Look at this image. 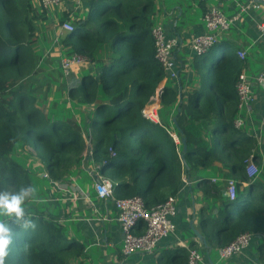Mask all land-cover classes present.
I'll use <instances>...</instances> for the list:
<instances>
[{
    "label": "trees",
    "instance_id": "16d2710c",
    "mask_svg": "<svg viewBox=\"0 0 264 264\" xmlns=\"http://www.w3.org/2000/svg\"><path fill=\"white\" fill-rule=\"evenodd\" d=\"M88 4L85 17L68 10L59 16L60 24L73 21L74 29L58 39L67 48L62 49L64 56L81 53L92 65L79 76L68 75V94L80 104V111L83 105L90 106L82 117L92 130L100 171L118 183L116 196H140L150 208L175 196L184 177L192 179L217 163L222 175L237 177V196L234 200L220 196L223 207L215 220L202 214V234L208 235L210 244L202 245V254L213 244L224 247L242 232L263 233L264 179L260 173L250 176L248 165L253 161L262 168L264 156L257 140L235 125L244 59L220 39L207 53L193 54L194 77L189 80L182 74L187 61L177 57L179 75L161 89L160 122L146 118L142 109L165 76L152 34L157 0H88ZM48 12L37 9L33 0H0V191L26 190L24 216L6 220L14 240L5 262L97 264L85 242L65 227L67 213L52 210L48 199L40 206L31 203L30 168L14 156L19 143L30 144L53 181L66 180L87 160L83 130L50 114L34 99L29 77L37 68L35 20H48ZM170 114L174 129L166 119ZM210 181L209 177L199 181L205 192ZM210 188L216 190L214 185ZM188 253L187 247L177 246L163 252L157 264H187Z\"/></svg>",
    "mask_w": 264,
    "mask_h": 264
},
{
    "label": "crops",
    "instance_id": "0c3cea01",
    "mask_svg": "<svg viewBox=\"0 0 264 264\" xmlns=\"http://www.w3.org/2000/svg\"><path fill=\"white\" fill-rule=\"evenodd\" d=\"M217 1V3H210L209 0H192L191 2L189 0H176L167 8L165 2L162 1L163 7L161 1L157 0L159 11L157 13L156 22L164 25L168 36H176L180 39L175 54L179 56L180 53H178V51H180L182 55L181 60L187 61L182 74L186 75L190 80V77H194L192 67L190 66V61L194 54L191 49V40L195 35L205 31V22L203 18L208 9L213 5L222 4L226 15L230 18L240 14V17L231 23V27L228 30H224L220 33V39L227 40L229 45L236 51H246L243 71L248 75H246L247 81L255 95V102L251 110L246 109V107L240 108L239 116H242L245 121L242 128L248 131V133L257 140L262 154L263 137L260 132L264 130V83L258 82L255 76L264 68V34L259 26L264 23V3H262V6L258 9L251 8L247 11H241L240 6L248 2L247 0H239L238 2L230 0L227 3L223 0ZM67 10L83 14L80 17H85L86 13L89 11V4L85 5V8L80 11L73 9L70 5H68V8L62 6L47 11H49V16L52 15L50 18L53 19L55 17L54 15H58L59 18V16ZM91 66V63L86 64L88 68ZM243 71L241 73H243ZM82 72L83 71H81L80 74ZM178 82L180 83V79H178ZM179 90L181 92L183 90L181 83L179 84ZM170 116L171 114L166 116V119L170 122L172 129H174L175 127L171 120L172 117ZM84 132H86V130H83V133ZM87 160L82 161L77 167L73 168L70 177H68L66 181L70 180V183L72 182V184L80 186L76 182L75 173L79 170H86L87 175H91V183H88L87 190L83 191L89 193V201L85 198L73 199L70 193L64 189V186L69 184V182L60 184L64 181L59 182L57 186L59 191L56 195L50 196L48 201L50 203L49 207L52 210L60 215L63 213L69 215V217L65 219V223L67 222L69 225L67 228L68 232L85 242L86 251L89 254L97 253V255H103V264H157L159 256L163 252L172 250L177 246L188 247L194 244L196 248L200 251L202 250V245L204 246V244L199 241L193 228L203 233L201 219L204 213L209 214L208 216L212 215V217H209L212 220L217 218L219 207L222 208L223 206L220 196H225L223 191L227 186L226 180L232 177L222 175L220 171L221 166L219 164L215 163L214 166L211 165V167L201 170V172L192 179H188V182L182 184L180 190L176 194L177 214L174 217L176 229L173 233L159 242L153 253L124 255L121 250L123 230L118 220V209L112 200L100 199L96 196L95 185L98 182L96 178L105 175L99 169L100 164L96 156L93 159ZM38 174L39 176L43 175L42 177L44 178L48 177L46 172ZM204 177H209L211 179L207 185V192L204 191L202 185L199 183ZM126 180L130 181L131 176H127ZM212 185L216 187V190L210 188ZM244 185H248V183L245 182ZM217 189L222 191V194H220ZM203 236L207 241L208 235L206 234ZM94 247H98V249L94 250ZM214 247H217L216 255L220 258V248L213 244L209 252L204 250L205 255H203V264H264V232L253 233L252 241L243 253L233 255L225 260L220 258V260H222L221 263H218L212 258Z\"/></svg>",
    "mask_w": 264,
    "mask_h": 264
},
{
    "label": "built area",
    "instance_id": "2783aa9c",
    "mask_svg": "<svg viewBox=\"0 0 264 264\" xmlns=\"http://www.w3.org/2000/svg\"><path fill=\"white\" fill-rule=\"evenodd\" d=\"M87 0H33V3L40 11L55 9L62 7L64 4L70 5L75 10H83ZM238 2L239 0H234ZM240 6L241 11H247L251 8H260L264 0H247ZM240 14L230 18L226 15L222 4L213 5L204 15L205 31L195 35L191 40V49L193 53L203 55L212 47L220 42V33L228 30L231 23L237 20ZM260 29L264 34V23L260 24ZM62 33L72 31L74 29L72 21H65L60 25ZM61 33V34H62ZM152 34L156 46V57L163 66L165 76L156 93L150 97V101L142 109V113L146 118L160 122L161 109V89L168 79H177L179 72L177 69V56L175 51L179 46L178 37L168 36L164 25L157 23L152 29ZM59 38V37H58ZM237 54L241 58H245L246 51L239 50ZM90 64L88 57L81 53H73L70 56H63L62 68L65 72L74 70L77 66ZM63 70V71H64ZM72 70V72H73ZM69 74V73H67ZM66 74V75H67ZM245 71L240 74L237 82V91L239 97V107L251 110L255 102V95L251 90V86L247 81ZM258 82L264 83V68L255 76ZM245 121L242 116H239L235 125L243 127ZM177 143H181L179 136L176 133H171ZM86 149L84 158L93 159L94 157V138L91 129L83 133ZM252 167V169H251ZM248 172L250 176L256 175L258 167L253 161L249 162ZM48 176V174H46ZM101 181L97 182L96 195L100 199H110L118 209V220L123 230L122 253L124 255H132L135 253H153L159 242L173 233L176 229L174 217L177 214V199L175 196H170L165 201L158 203L148 208L144 199L140 196H130L119 198L116 196V184L112 179L103 175L99 176ZM184 181L188 179L184 177ZM226 190L230 199L234 200L237 196V180L233 177L228 178ZM63 184V183H62ZM64 186V185H63ZM64 189L70 193L73 199L85 198L89 201V193L84 192L80 186L69 183L64 186ZM143 224L142 228H140ZM253 238V233L246 231L242 232L229 244L219 249L221 259H229L233 255L241 254L250 245ZM185 247V246H184ZM188 248L187 264H203V254L196 247Z\"/></svg>",
    "mask_w": 264,
    "mask_h": 264
},
{
    "label": "rangeland",
    "instance_id": "374dc122",
    "mask_svg": "<svg viewBox=\"0 0 264 264\" xmlns=\"http://www.w3.org/2000/svg\"><path fill=\"white\" fill-rule=\"evenodd\" d=\"M160 1L161 3L162 1L165 2L166 7L169 8L171 4L174 3L176 0ZM189 1L191 2L192 0ZM223 1L227 3L230 0ZM209 2L217 3L218 1L209 0ZM64 6L65 8H68V5L64 4L63 7ZM78 15L79 16L77 17H80L83 14ZM50 16L48 20H35V24L37 27L35 36L37 49V68L36 71L29 77V80L34 86V99L37 105H39L44 110L48 111L50 114L56 115L61 120L66 121L68 123L78 125L81 130H88L89 127L85 124L84 118L82 117V111L87 113V109L90 106L83 105L82 110L80 111V104H76L75 100L70 99L69 97L67 80L69 79L68 75L72 72L73 69H71V71L69 72H65V70L63 69L64 74L69 73L64 76L60 64L62 65V59L64 56L62 54V49L67 50V48L64 47L61 43H59L58 37L62 33V31L60 28L61 24L58 21V15H54L55 17L53 19H51ZM178 53L180 54L177 57L181 58V52L178 51ZM87 68L88 67H86V64H84L80 67H75L73 72H76V74L78 75L81 71ZM260 134L263 137L262 154L264 155V130H262ZM14 156L26 167L30 168V174L32 176L31 178L34 184V190L32 192L33 198L31 199V203L35 206H40V204L42 203L46 204V200L49 199L50 196L56 195L59 191L57 189V186L59 185L60 181H53L49 177L44 178L42 177L43 175L39 176L38 173L46 172L45 163L39 156L37 150L30 144L19 143L14 150ZM256 164L259 166L257 162ZM258 174L260 175V179H264V165L262 166V168L261 166L258 168L257 175ZM75 176L76 182L80 185V187H82L81 189L87 190V184L91 183V175H87L86 170H79L75 173ZM232 177L237 180V177ZM69 181L64 180L63 184ZM9 218L11 217L0 214V220L6 221ZM65 227H69L67 222L65 223ZM216 248L217 247H214V251L212 252V258L215 259L218 263H221L222 260H220L219 256L216 255ZM95 249H98V247H94V250ZM91 255L96 258L97 264H103V255H97V253H92Z\"/></svg>",
    "mask_w": 264,
    "mask_h": 264
},
{
    "label": "clouds",
    "instance_id": "9594fccd",
    "mask_svg": "<svg viewBox=\"0 0 264 264\" xmlns=\"http://www.w3.org/2000/svg\"><path fill=\"white\" fill-rule=\"evenodd\" d=\"M26 190L10 193L0 191V214L20 219L24 216V199ZM14 236L10 225L0 220V264H6L5 258L9 254V246L13 243Z\"/></svg>",
    "mask_w": 264,
    "mask_h": 264
},
{
    "label": "water",
    "instance_id": "95a60500",
    "mask_svg": "<svg viewBox=\"0 0 264 264\" xmlns=\"http://www.w3.org/2000/svg\"><path fill=\"white\" fill-rule=\"evenodd\" d=\"M183 144H184L183 151H186V150H187L186 139H183ZM181 159L183 160L184 164L187 165L186 160H185V156H184V155H181ZM96 179H97L98 182L101 181L100 177H99V178L97 177ZM117 184H118V183H117ZM223 193H224V195H225L226 197H228V193H227V190H226V189L223 191ZM193 229H194V232H195V234L197 235L199 241H201V242L204 244L205 247H209V245H208V243H207L205 237L203 236V234L200 233V231H199L198 229H196V228H193Z\"/></svg>",
    "mask_w": 264,
    "mask_h": 264
},
{
    "label": "bare ground",
    "instance_id": "6f19581e",
    "mask_svg": "<svg viewBox=\"0 0 264 264\" xmlns=\"http://www.w3.org/2000/svg\"><path fill=\"white\" fill-rule=\"evenodd\" d=\"M238 142V141H237Z\"/></svg>",
    "mask_w": 264,
    "mask_h": 264
}]
</instances>
